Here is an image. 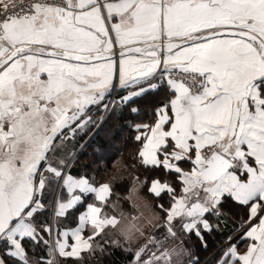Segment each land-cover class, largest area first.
Listing matches in <instances>:
<instances>
[{"label": "snow or ice", "instance_id": "6c2138e0", "mask_svg": "<svg viewBox=\"0 0 264 264\" xmlns=\"http://www.w3.org/2000/svg\"><path fill=\"white\" fill-rule=\"evenodd\" d=\"M97 258L264 264V0H0V264Z\"/></svg>", "mask_w": 264, "mask_h": 264}, {"label": "trees", "instance_id": "16d2710c", "mask_svg": "<svg viewBox=\"0 0 264 264\" xmlns=\"http://www.w3.org/2000/svg\"><path fill=\"white\" fill-rule=\"evenodd\" d=\"M112 171H115V166L112 167L111 169ZM128 211H131V209H127ZM91 264H101V261L99 260V258H97L96 260H93L91 262ZM102 264H108L107 258H105L102 262Z\"/></svg>", "mask_w": 264, "mask_h": 264}]
</instances>
